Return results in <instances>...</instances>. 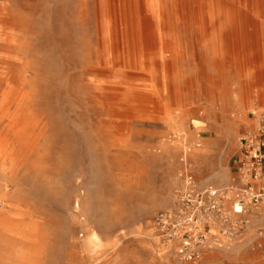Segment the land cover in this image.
Wrapping results in <instances>:
<instances>
[{"label": "rangeland", "instance_id": "1", "mask_svg": "<svg viewBox=\"0 0 264 264\" xmlns=\"http://www.w3.org/2000/svg\"><path fill=\"white\" fill-rule=\"evenodd\" d=\"M263 54L264 0H0V264H264V204L192 260L155 223L236 191Z\"/></svg>", "mask_w": 264, "mask_h": 264}, {"label": "built area", "instance_id": "2", "mask_svg": "<svg viewBox=\"0 0 264 264\" xmlns=\"http://www.w3.org/2000/svg\"><path fill=\"white\" fill-rule=\"evenodd\" d=\"M251 114L254 116V113ZM239 149L235 162L238 175L235 192L230 185L197 187L192 175L187 174L177 208L155 216V223L165 239L177 241V253L182 259L198 258L202 249L211 248L212 243L221 246L220 243L212 242L210 237V230L219 221L222 223V235L229 238L237 235L241 227L231 224L230 217L224 210L225 202H230L229 213L236 219L264 204V113L258 115L253 130L240 136ZM233 204H237L239 210Z\"/></svg>", "mask_w": 264, "mask_h": 264}, {"label": "bare ground", "instance_id": "3", "mask_svg": "<svg viewBox=\"0 0 264 264\" xmlns=\"http://www.w3.org/2000/svg\"><path fill=\"white\" fill-rule=\"evenodd\" d=\"M148 1V0H147ZM152 1V0H151ZM232 1V0H231ZM109 2V1H108ZM187 2V1H186ZM153 3V5H154V2H152ZM150 5V4H149ZM148 5V6H149ZM152 7V5H150V8ZM108 9H110V8H108ZM116 9H117V7H116ZM151 9H153V8H151ZM154 10V9H153ZM153 10L151 11V12H153ZM150 10H149V8L147 7V6H145L144 8H143V12H142V14H143V16H145V17H147V16H149L150 15ZM155 12V11H154ZM152 14V13H151ZM246 14V13H245ZM117 16V15H116ZM154 16V15H153ZM180 19V18H179ZM107 20H109V19H107ZM174 20V19H173ZM118 22V21H117ZM118 26V25H117ZM174 34V33H173ZM175 37V36H174ZM117 44V43H116ZM177 49V48H176ZM264 55V54H263ZM111 57V56H110ZM156 57V56H155ZM262 57V56H261ZM157 58H159V59H164V53L160 50V51H158L157 52ZM147 59V58H146ZM148 60V59H147ZM146 60V61H147ZM157 61V60H156ZM148 62V61H147ZM148 69V68H147ZM165 69V68H164ZM171 74V73H170ZM170 74H169V76H170ZM132 75V74H131ZM169 78H171V77H169ZM94 79V78H93ZM97 80V79H96ZM102 80V79H101ZM108 80V79H107ZM157 80V79H156ZM110 81H113V80H111L110 79ZM170 82H171V79H170ZM129 83V82H128ZM137 83V82H136ZM142 84V83H141ZM158 84V83H157ZM119 85V84H118ZM149 85V84H148ZM159 86V85H158ZM143 87V86H142ZM158 88V87H157ZM161 90V89H160ZM197 146V145H196ZM191 150H190V148L189 147H186L185 148V150L183 151V160H186V154L187 153H189ZM226 186H228V185H226ZM223 187H225V186H223ZM235 205V208H236V210H239V208H238V205L237 204H233V206Z\"/></svg>", "mask_w": 264, "mask_h": 264}, {"label": "crops", "instance_id": "4", "mask_svg": "<svg viewBox=\"0 0 264 264\" xmlns=\"http://www.w3.org/2000/svg\"><path fill=\"white\" fill-rule=\"evenodd\" d=\"M241 7L244 8L245 10H247L249 13H252L251 15H253V11H251V9L248 7V5H246L244 2H242ZM263 66H264V64H263ZM235 162H234V165H235ZM227 175H228V172L227 171H225L223 173L221 172L220 173V176H219V180H220L219 183L224 182V181H227V179H228L227 178Z\"/></svg>", "mask_w": 264, "mask_h": 264}]
</instances>
